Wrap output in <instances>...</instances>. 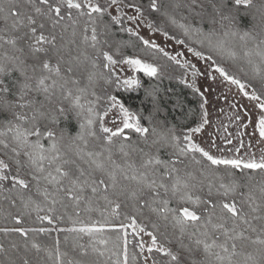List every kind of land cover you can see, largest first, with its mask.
Here are the masks:
<instances>
[{
    "label": "snow or ice",
    "instance_id": "snow-or-ice-1",
    "mask_svg": "<svg viewBox=\"0 0 264 264\" xmlns=\"http://www.w3.org/2000/svg\"><path fill=\"white\" fill-rule=\"evenodd\" d=\"M0 264H264V0H0Z\"/></svg>",
    "mask_w": 264,
    "mask_h": 264
},
{
    "label": "trees",
    "instance_id": "trees-1",
    "mask_svg": "<svg viewBox=\"0 0 264 264\" xmlns=\"http://www.w3.org/2000/svg\"><path fill=\"white\" fill-rule=\"evenodd\" d=\"M129 103L133 104V105H139V100L138 99H134V100H130ZM180 113L179 111H176L174 113L171 114L170 118H175V119H179L180 118Z\"/></svg>",
    "mask_w": 264,
    "mask_h": 264
}]
</instances>
